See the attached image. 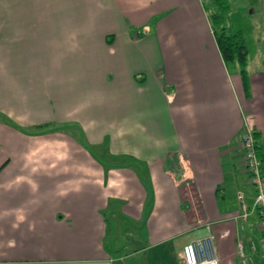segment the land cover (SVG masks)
<instances>
[{
  "label": "crops",
  "instance_id": "1",
  "mask_svg": "<svg viewBox=\"0 0 264 264\" xmlns=\"http://www.w3.org/2000/svg\"><path fill=\"white\" fill-rule=\"evenodd\" d=\"M231 71L200 0H0V264H183L206 238L264 264L256 216L233 220L245 127L264 174V75ZM68 84L83 109L57 105Z\"/></svg>",
  "mask_w": 264,
  "mask_h": 264
},
{
  "label": "rangeland",
  "instance_id": "2",
  "mask_svg": "<svg viewBox=\"0 0 264 264\" xmlns=\"http://www.w3.org/2000/svg\"><path fill=\"white\" fill-rule=\"evenodd\" d=\"M200 1L202 2L205 12L208 16H211L212 14L216 13V7L214 6L213 0H200ZM226 1L231 11L229 15V19L226 20V24L230 25L231 29L233 30H241L246 40L245 46H246V50L248 53V64H247L248 75H254V76L255 75L259 76V74L264 75V0H226ZM140 78H142L143 80L142 83L144 82L146 83L148 81L144 73H140ZM136 81L138 82L139 78L138 79L136 78ZM60 85L62 86V84ZM63 93L64 94H62L59 97V99L56 101L57 105L61 107V110H63V108L65 110H67L68 108H75V107H77L78 109L84 108V106H82L81 101L79 102L78 100H74L75 98H77V96L75 93L71 91V84L67 85ZM100 99L101 97H98L96 99L97 105L100 104ZM102 102L106 103L108 101H102ZM53 106H56V104H54ZM91 109L94 111H97L93 108ZM94 111L91 112L90 116H93V118L97 120L96 119L97 115H96V112ZM160 114L161 116L164 115L162 113V107H161ZM103 115L104 114L100 113L99 118H103ZM86 116H88V113L86 115H83L82 117L85 119ZM157 119H158V124L159 123L162 124V120L159 119V117ZM161 128L164 129L165 127L159 126L158 130L154 132L156 136L159 134H162V133H157V132H161ZM95 132H100V131L98 128H95L93 131H91V134H94ZM79 135H80V138L83 140L84 139L83 135L82 134H79ZM140 135H141L140 133L136 134L135 139L137 141H139L138 139H140ZM83 142L85 143V141ZM87 148L88 150L92 152H97L99 156H104V153L102 152L104 148L102 146L100 147L101 149L98 148V146H87ZM174 167H175V171L179 170L178 164L174 165ZM117 214L114 215L115 219L110 218L108 220L109 232H110L109 234H111L110 236L111 240L113 242L119 241V239H121L123 236V234L121 235V233L127 232L128 240H131V242L136 241V237L138 233H136V229L134 228L132 222L125 220V221H122V223H120L119 217H122V216L121 215L119 216V214L118 215ZM116 232L119 235H121L120 238H118L115 235ZM257 232H259L258 229H257ZM262 240H263V236L260 241V246L263 249V253H264V242H262ZM135 246L133 243H131V247H129V249L133 251L132 248L136 249ZM136 259L137 258L131 259L128 261V263L135 264V262L133 261H135ZM151 260L152 259L149 258L148 262H150Z\"/></svg>",
  "mask_w": 264,
  "mask_h": 264
},
{
  "label": "built area",
  "instance_id": "3",
  "mask_svg": "<svg viewBox=\"0 0 264 264\" xmlns=\"http://www.w3.org/2000/svg\"><path fill=\"white\" fill-rule=\"evenodd\" d=\"M240 149L243 154V163L248 183L253 189L252 203L247 204V197L243 192L237 193V200L240 205L238 214L233 217L237 222H245L252 215L256 216L259 232L263 235L264 242V174L261 170L260 160L257 157L255 139L250 128L245 127L240 136ZM257 245L254 241L238 240L237 256L240 264H254ZM183 264H219L211 238L201 239L183 248Z\"/></svg>",
  "mask_w": 264,
  "mask_h": 264
},
{
  "label": "trees",
  "instance_id": "4",
  "mask_svg": "<svg viewBox=\"0 0 264 264\" xmlns=\"http://www.w3.org/2000/svg\"><path fill=\"white\" fill-rule=\"evenodd\" d=\"M213 3L216 7V13L209 16V23L221 58L230 71L233 69L234 73L240 77L241 81H245L248 76V53L245 46V37L241 30H233L230 25L226 24V20L229 19L231 12L227 1L213 0ZM8 123L13 127H16L13 123ZM124 160L130 162L133 158L124 157ZM176 164L177 161L174 158H171V165L174 166Z\"/></svg>",
  "mask_w": 264,
  "mask_h": 264
}]
</instances>
